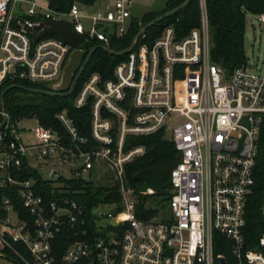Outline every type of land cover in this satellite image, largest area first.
<instances>
[{
    "label": "built area",
    "instance_id": "2783aa9c",
    "mask_svg": "<svg viewBox=\"0 0 264 264\" xmlns=\"http://www.w3.org/2000/svg\"><path fill=\"white\" fill-rule=\"evenodd\" d=\"M132 3L92 10L74 2L63 12L46 0H0V90L58 83L75 48L58 35L37 40L50 24L84 37L82 45L108 49L111 36L128 32ZM198 3L200 25L188 35L166 27L148 45L143 34L110 79L93 73L83 82L73 107L90 109L89 136L65 109L56 114L62 132L35 117L33 129H20L0 111L7 121L0 131L1 257L20 264H220L213 248L219 232L230 240L236 264H264V195L254 248L245 249L243 232L264 144V59L230 71L213 64L206 2ZM253 17L264 25V13ZM156 133L179 156L170 171V215L161 220L155 218L163 208L148 218L135 213L138 194L155 189L137 193L124 179L125 165L146 151L126 141ZM39 176L54 182V199L40 194ZM78 179L115 186L119 195L92 207L93 227L68 195L65 182Z\"/></svg>",
    "mask_w": 264,
    "mask_h": 264
},
{
    "label": "trees",
    "instance_id": "16d2710c",
    "mask_svg": "<svg viewBox=\"0 0 264 264\" xmlns=\"http://www.w3.org/2000/svg\"><path fill=\"white\" fill-rule=\"evenodd\" d=\"M53 10L67 12L74 2L82 5H92L94 0H46ZM186 0H166L164 9L156 13H148L143 16L141 26L138 19L131 21L130 28L124 37L111 36L108 50L115 53L126 50L136 33L149 24L158 16L173 10ZM199 0H191L177 14L165 18L145 32L146 43L149 45L162 34L166 27H172L179 36H186L188 33L200 25ZM207 18L210 33V61L219 67L230 71L245 62V26L246 15L256 16L264 13V0H205ZM99 45L92 43L89 47ZM89 50V49H88ZM89 52V51H88ZM88 54V53H87ZM126 54L113 56L106 51L96 50L89 60L85 70L75 86L73 93L68 97H51L33 93L29 89L38 91H48L45 86L31 83H18L16 85L6 84L0 90V111H2V93L7 90L4 98V111L9 116L11 123H17L21 119L33 118L38 121L43 128L62 132L60 123L56 119V114L65 109L73 119L75 126L89 136V108L75 109L73 107L74 97L83 82L88 77L97 73L101 79L107 80L112 77L113 70L119 62L125 60ZM17 92H26L30 97L17 95ZM4 116L0 113V123ZM2 128H0V131ZM127 145L142 144L145 146V153L137 159L127 163L124 167L125 184L134 189L137 193L146 188H154L153 195L138 194V205L136 215L139 218H148L155 212L152 205L163 203L170 196V171L179 160V156L172 141L163 139L161 133L153 134L150 137H136L128 139ZM259 159L254 172V184L252 191L247 197L245 208L244 247L254 248L257 239L261 234L263 217L260 215V204L264 195V144L259 150ZM70 198L74 199L85 209L84 217L92 224L91 209L96 203H113L119 200V195L115 186L87 182L83 179L65 182ZM54 182L44 180L39 176V191L45 201L54 199ZM158 200V201H157ZM69 240H72L69 239ZM68 242V241H67ZM66 245L63 243L62 248ZM214 256H223L227 264H236L231 254L230 240L219 232H215L213 238ZM218 264V263H216Z\"/></svg>",
    "mask_w": 264,
    "mask_h": 264
},
{
    "label": "water",
    "instance_id": "95a60500",
    "mask_svg": "<svg viewBox=\"0 0 264 264\" xmlns=\"http://www.w3.org/2000/svg\"><path fill=\"white\" fill-rule=\"evenodd\" d=\"M190 1L191 0H186L183 4L179 5V7L173 10H170L164 13L163 15L158 16L154 20L150 21L149 24L144 26L141 30H139V32L136 33L134 40L139 39L143 34H145L147 30H149L150 27L156 25L157 23L164 21L165 18H168L170 16L177 14L186 5H188ZM46 35H58L59 37H61L64 43H66L67 45L71 47H74L75 50L72 52L69 62L64 67L65 69L58 83H56L54 86L49 88L48 91H45V90L38 91V90L29 89L31 92L38 93L41 95L44 94V95L56 97V98L71 96L75 86L77 85V81L83 74L85 67L87 66L89 60L91 59L95 51L98 49L102 51L104 50L113 56H119L120 54H127L130 52V48L124 50L123 52L115 53L113 51L108 50L105 47L96 46V47H93L89 51L88 55H86L85 52L77 49L79 46H81L84 43V37L76 33H73V32L71 33L64 24H56V25L50 24L48 28H46L43 32H41L37 40H41V38L45 37ZM247 41L248 39L245 37V42ZM6 93H7V90L2 93V97H1L3 113H5L4 98H5ZM6 122H7L6 118L4 117L3 122L0 123V128H3L6 125ZM61 219H65V215H62ZM217 260L220 264H227L223 256H219Z\"/></svg>",
    "mask_w": 264,
    "mask_h": 264
},
{
    "label": "rangeland",
    "instance_id": "374dc122",
    "mask_svg": "<svg viewBox=\"0 0 264 264\" xmlns=\"http://www.w3.org/2000/svg\"><path fill=\"white\" fill-rule=\"evenodd\" d=\"M166 0H133V11L132 15L139 20V25L141 26L140 18L147 14L148 12H160L164 9ZM246 26H245V37L248 39L245 42V60L249 63L250 66H255L258 63H261L264 59V25L259 24L256 19L250 14L246 16ZM147 41V37L146 40ZM91 45V44H90ZM99 46V45H96ZM94 47V46H93ZM92 47V48H93ZM85 52L89 53L88 51L91 50L89 45H82L80 47ZM89 49V50H88ZM88 55V54H87ZM44 86V85H42ZM17 95L23 97H30L31 95L26 92H17ZM180 98V94H178ZM27 119V117L23 118ZM36 120L31 118L25 121H19V128L20 129H33L36 126ZM156 192V191H155ZM158 201V200H157ZM156 202V201H155ZM152 205L153 208H163L158 216L155 219H168L170 212L168 211V203L163 202L155 203ZM0 264H20L19 260L16 258H7L0 256Z\"/></svg>",
    "mask_w": 264,
    "mask_h": 264
},
{
    "label": "crops",
    "instance_id": "0c3cea01",
    "mask_svg": "<svg viewBox=\"0 0 264 264\" xmlns=\"http://www.w3.org/2000/svg\"><path fill=\"white\" fill-rule=\"evenodd\" d=\"M115 0H94V3L92 5H87L89 7H92L91 9L92 10H102V9H111L113 7V3H114ZM133 7H134V4L132 3ZM133 7L131 9V21H133V19H136L133 15H132V11H133ZM148 13H154V12H148ZM147 13V14H148ZM145 14V15H147ZM143 15V16H145ZM142 16V17H143ZM141 17V18H142ZM140 18V19H141Z\"/></svg>",
    "mask_w": 264,
    "mask_h": 264
}]
</instances>
